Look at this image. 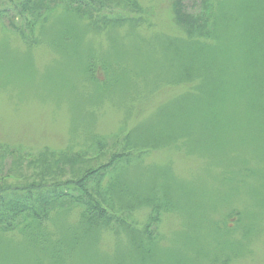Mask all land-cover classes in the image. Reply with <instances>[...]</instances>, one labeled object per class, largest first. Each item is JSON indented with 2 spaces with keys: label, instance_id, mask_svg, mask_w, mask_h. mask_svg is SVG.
<instances>
[{
  "label": "rangeland",
  "instance_id": "1",
  "mask_svg": "<svg viewBox=\"0 0 264 264\" xmlns=\"http://www.w3.org/2000/svg\"><path fill=\"white\" fill-rule=\"evenodd\" d=\"M12 1L13 5L21 0ZM136 1L143 9L151 8L157 16L156 20L154 15L148 14L153 27L143 23L136 30L125 25L115 31L98 32L85 27L84 22L79 25L84 29L79 33L81 56L88 51L81 49L90 48L96 52L99 62L106 64L118 58V53L123 55L120 69L107 73L108 82L98 66L96 77L101 78L102 85L82 82L76 74L81 71L80 56L77 58L72 51H57L55 30L38 36L40 43L28 48L30 50L14 34L0 30V144L22 143L21 152L28 156L43 147L58 150L71 142L81 146L85 143V132L94 130L97 136L106 137L107 152L98 162L104 164L117 150L119 153L120 146L113 145L114 135L122 134L120 140L128 136L134 141H139L137 134L145 137L147 123L161 114L158 110L178 96L180 89L167 87L169 91L163 92L161 84L152 80L153 74H128L125 81L119 78L120 70L130 65L127 56L145 62L154 54L157 60L162 56L174 59L173 54L166 55L172 1ZM221 1L222 12L226 13L229 8L227 18L230 21L220 29L223 41L216 57L230 66V74L234 67L239 75L226 77L232 80L227 83V93L222 97L224 108L218 115L238 153L246 159H239L233 170L239 172V180H245L243 184L236 186L235 181L225 182L230 181L225 172L231 171L226 169L225 160L211 158L210 153L191 145L182 150L178 141L174 146L172 139L165 138L164 125H161L155 131L165 140L157 143V151L146 152L142 148L152 144L140 142L138 152L146 155L137 168L127 170L125 167L121 175V180L127 183V171L132 174L147 169L151 174L142 171L144 187L156 189L163 183L170 186L165 190L175 200L173 209L164 212L158 226L151 225L149 229L159 237L154 253L141 254L143 247L139 245V235L150 224L145 204L131 209L132 218H129L127 211H121L129 210L127 201L115 200L112 210L105 207L106 217L111 216L115 223L110 226L100 223L94 230L83 227L84 238L73 240L72 237V233L81 228L79 211L75 208L71 212L53 210L50 220L43 224L47 236L46 243L40 247L29 244L18 232L0 231V264H127L132 257L140 259L131 264H142V259L147 264H264V177L248 172L253 167L255 171L264 170V82L257 87L258 80L249 79L245 68V65L248 68L257 65L250 59L255 42L253 32L257 30L250 23V17L264 13V0L257 3V0ZM8 4V0H0L1 9ZM182 4L190 13H195L199 6L198 0H182ZM260 35L261 46H264V31ZM145 38L149 39L147 47L142 44ZM140 49L149 51L145 53L148 56L130 53ZM73 82L78 87L75 92L72 91ZM252 88L258 89V98L252 99ZM77 129L80 132H75ZM21 157L20 154L4 160L1 174L5 180L1 178L0 185L20 187L36 180L33 176L35 166L29 163L32 159ZM28 176L31 177L27 179ZM107 181L106 178L103 185ZM163 188L166 186L162 185L165 191ZM236 193H239L238 200H231ZM145 197L147 192L143 199ZM232 208L246 211V215L255 212L256 219L245 223L243 217L241 221L238 214L231 213ZM60 244L64 248L63 255L55 262V249Z\"/></svg>",
  "mask_w": 264,
  "mask_h": 264
},
{
  "label": "trees",
  "instance_id": "2",
  "mask_svg": "<svg viewBox=\"0 0 264 264\" xmlns=\"http://www.w3.org/2000/svg\"><path fill=\"white\" fill-rule=\"evenodd\" d=\"M170 1L172 2L168 19L171 24L167 25L170 35H168L169 40L165 39L168 44L166 45V55L173 54L174 59L168 57L166 59L165 56H162L160 60H157V54L148 56L145 53L149 51L131 50L128 52L141 57L148 56L150 61L128 59L127 56L130 65H127V68H122L118 75L125 81L128 74L144 76L153 74L152 80H155V84L157 82L161 84L163 92L169 91L167 87H176L180 89V94L163 105L158 110L161 114L147 123L148 128L144 131V138L141 134H137L139 141H134L131 137L129 139L128 136L127 139L120 140L122 134L114 135L113 145L116 148L120 146L119 153L117 150L104 164L98 162L105 157L107 152L106 137L97 136L94 130L85 132V143L81 146L71 142L67 147L58 150L43 147L28 156H23L25 152H21L24 149L20 146L23 145L22 143H12L16 146L0 144V176H2L1 166L4 160L7 157L16 156L17 158L21 154V158L32 159L29 163L35 166L33 176L36 178V180L27 182L20 187L10 188L4 184L0 185L1 232H18L21 236H25L29 244L40 247L46 243L45 237L47 236L43 232V224L50 220V214L55 211L54 209L71 212L75 208L79 211L78 224L82 228V233L81 228L72 233L73 240H76V238H84L83 227L94 230L100 223L109 226L111 223L114 224L111 216L107 215L106 217L105 207L112 210L115 200L127 201L129 210L121 211H127L129 218H132L130 211L134 207L145 204L149 211L148 221L150 224L146 225L142 235H139V245L143 247L141 254L143 252H146L147 255L154 253L159 237L151 234L149 229L151 225L152 227L158 226L164 212L172 211L175 200L165 190L170 188L166 183L156 189L142 185L145 183L142 177L148 171L147 169L142 170L144 173L139 171L128 174L127 171V183L121 180L125 169L137 168L138 162L142 161L146 155L145 152H138L140 142L152 144L142 148L146 149V152L157 151V143L164 141L165 138L172 139L174 146L178 141V147L182 150H187L189 145L197 150H204L210 153L211 158L225 160L226 169L231 170L225 172L226 179L230 180L225 181L227 184L232 181H235L236 186L243 184L242 182L245 180H239V172L234 173L233 170L239 159H246L238 153L234 140L218 115L224 108L222 97L227 93V83L232 80L226 79V77L239 75L234 67L233 73L230 74V66L217 58L219 44L223 41L220 29L230 21L227 18L229 8L224 13L222 12L223 1L198 0V10L195 13H190L182 4V0ZM259 1L257 0L255 3ZM8 2L7 8L1 9L0 7L1 32L14 34L24 46H27L26 49L30 50L28 48L32 49L40 43L37 40L38 36H41L45 31L51 33L55 30L58 38L54 47L57 51H72L76 57L80 56V59L77 58L78 61H81V71L76 74L86 85L90 82L93 85H102L101 78L96 77L98 76L96 75L98 66L101 67L103 79L108 82L107 73H115V69H120L119 62L123 61V55L120 52L116 56L118 58H112L104 64L99 62L94 50L87 48L81 49L88 50L87 53L82 54L84 56L82 57L79 49L82 37L79 33L84 29L79 26L80 23H86L85 27L92 31L101 32L103 30L115 31L125 25L136 30L143 23H148L149 28L153 27L152 18H149L148 14L154 15L157 20V16L151 8L143 9L136 0H21L13 5L12 0H8ZM250 23L257 28L253 32L255 42L251 47L252 57H250L257 65L254 64L249 68L245 65V68L248 69L246 74L249 79L258 80L257 87H260L264 82V63H261L264 62V46H261L262 37L260 35L264 31V13L251 16ZM169 28L172 31H169ZM148 41L149 39L145 38L142 44H146L147 47ZM103 84L105 85V83ZM72 88L73 92L77 91L78 87L74 82ZM251 95L252 99L258 98V89L252 88ZM161 125H164L165 138L161 133L155 131ZM75 132H80V130L77 129ZM245 165L248 166L247 163ZM253 168L252 171L248 170L250 174L264 177V170L255 171ZM145 174H151V172ZM157 175L160 176L161 173L159 172ZM30 177L28 176L27 179ZM106 178L108 181L103 185ZM0 179L4 181L5 177L2 176ZM162 185L166 186L163 188L165 191L162 190ZM146 192L147 197L143 199ZM238 195L239 193H236L231 200H238ZM255 207L256 205H254ZM245 212H240L237 208L236 210L235 208L231 209V213L238 214L241 221L243 217L245 223L256 219L255 212H251L249 215H246ZM224 218L228 217L224 216ZM222 225L225 226V223ZM73 229L76 230L77 225ZM140 236L146 237V240ZM73 245L77 244L73 243ZM63 249L61 244L56 246L55 262H58V257L63 255ZM138 259L140 258L132 257L127 264ZM142 264L147 263L142 259Z\"/></svg>",
  "mask_w": 264,
  "mask_h": 264
}]
</instances>
